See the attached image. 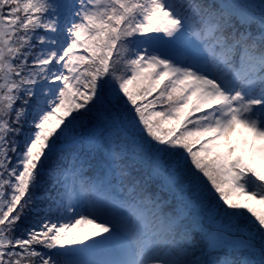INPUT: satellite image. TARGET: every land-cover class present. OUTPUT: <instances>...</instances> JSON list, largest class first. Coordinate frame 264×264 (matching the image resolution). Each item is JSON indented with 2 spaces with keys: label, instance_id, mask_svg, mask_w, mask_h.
Wrapping results in <instances>:
<instances>
[{
  "label": "snow or ice",
  "instance_id": "1",
  "mask_svg": "<svg viewBox=\"0 0 264 264\" xmlns=\"http://www.w3.org/2000/svg\"><path fill=\"white\" fill-rule=\"evenodd\" d=\"M0 264H264V0H0Z\"/></svg>",
  "mask_w": 264,
  "mask_h": 264
}]
</instances>
